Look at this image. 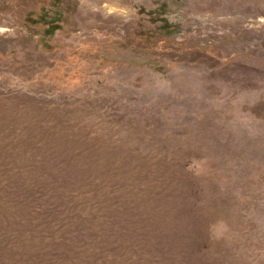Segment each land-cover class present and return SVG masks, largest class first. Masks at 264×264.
<instances>
[{"label": "rangeland", "instance_id": "374dc122", "mask_svg": "<svg viewBox=\"0 0 264 264\" xmlns=\"http://www.w3.org/2000/svg\"><path fill=\"white\" fill-rule=\"evenodd\" d=\"M0 264H264V0H0Z\"/></svg>", "mask_w": 264, "mask_h": 264}, {"label": "trees", "instance_id": "16d2710c", "mask_svg": "<svg viewBox=\"0 0 264 264\" xmlns=\"http://www.w3.org/2000/svg\"><path fill=\"white\" fill-rule=\"evenodd\" d=\"M56 29H58V28H56Z\"/></svg>", "mask_w": 264, "mask_h": 264}]
</instances>
